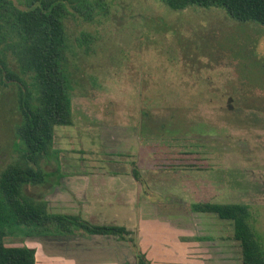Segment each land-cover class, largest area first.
Masks as SVG:
<instances>
[{
	"label": "rangeland",
	"instance_id": "374dc122",
	"mask_svg": "<svg viewBox=\"0 0 264 264\" xmlns=\"http://www.w3.org/2000/svg\"><path fill=\"white\" fill-rule=\"evenodd\" d=\"M105 1L92 20L65 18L70 49L81 31L94 37L87 52H68L72 121L54 125L39 159L52 174L23 190L49 211L124 224L127 238L4 243L33 246L36 264H137L140 252L150 264H241L232 220L191 203L247 204L264 240V24L221 7ZM18 51H0V172L22 160V92L38 95Z\"/></svg>",
	"mask_w": 264,
	"mask_h": 264
},
{
	"label": "trees",
	"instance_id": "16d2710c",
	"mask_svg": "<svg viewBox=\"0 0 264 264\" xmlns=\"http://www.w3.org/2000/svg\"><path fill=\"white\" fill-rule=\"evenodd\" d=\"M23 1L25 7L13 0H0V51L10 44L18 47L21 71L31 75L38 95L35 102L30 100L31 93L24 97L22 92L23 122L19 128L22 160L8 164L0 172V264H36L33 246L4 243V237L12 234L40 236L79 231L126 239L129 233L124 224L93 223L79 214L49 211L44 199L31 197L23 190L26 184L45 183L52 174L40 166L39 159L48 156L52 149L54 125L72 121L73 77L68 52H76L75 49L87 52L94 37L83 30L74 38L75 49H70L65 18L70 14L92 20L95 13L107 8L105 0ZM161 1L174 9L190 5L221 7L234 19L264 24V0ZM0 62L5 66L7 60L1 57ZM134 175L138 177L136 169ZM191 207L231 219L233 236L241 247V264H264L263 236L254 226L247 204L199 200L191 203ZM137 258V264H150L141 252Z\"/></svg>",
	"mask_w": 264,
	"mask_h": 264
},
{
	"label": "crops",
	"instance_id": "0c3cea01",
	"mask_svg": "<svg viewBox=\"0 0 264 264\" xmlns=\"http://www.w3.org/2000/svg\"><path fill=\"white\" fill-rule=\"evenodd\" d=\"M84 256H86V255H84Z\"/></svg>",
	"mask_w": 264,
	"mask_h": 264
}]
</instances>
